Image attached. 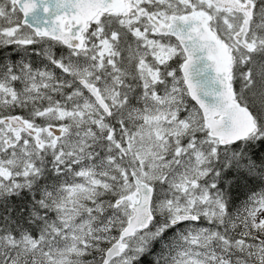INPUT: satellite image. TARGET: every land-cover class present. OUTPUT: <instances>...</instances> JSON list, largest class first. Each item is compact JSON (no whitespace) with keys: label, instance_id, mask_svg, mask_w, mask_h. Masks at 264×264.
Wrapping results in <instances>:
<instances>
[{"label":"snow or ice","instance_id":"6c2138e0","mask_svg":"<svg viewBox=\"0 0 264 264\" xmlns=\"http://www.w3.org/2000/svg\"><path fill=\"white\" fill-rule=\"evenodd\" d=\"M0 264H264V0H0Z\"/></svg>","mask_w":264,"mask_h":264}]
</instances>
